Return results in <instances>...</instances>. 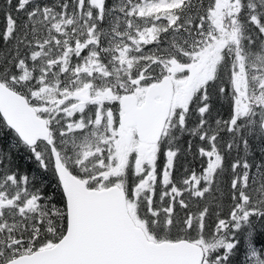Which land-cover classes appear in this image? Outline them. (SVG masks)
Listing matches in <instances>:
<instances>
[{
    "label": "snow or ice",
    "instance_id": "1",
    "mask_svg": "<svg viewBox=\"0 0 264 264\" xmlns=\"http://www.w3.org/2000/svg\"><path fill=\"white\" fill-rule=\"evenodd\" d=\"M0 264H264V0H0Z\"/></svg>",
    "mask_w": 264,
    "mask_h": 264
}]
</instances>
